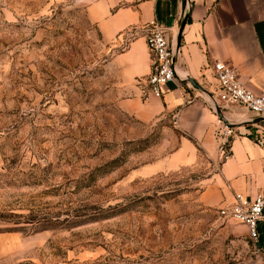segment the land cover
I'll use <instances>...</instances> for the list:
<instances>
[{
  "label": "rangeland",
  "instance_id": "374dc122",
  "mask_svg": "<svg viewBox=\"0 0 264 264\" xmlns=\"http://www.w3.org/2000/svg\"><path fill=\"white\" fill-rule=\"evenodd\" d=\"M100 41L82 0H0V213L30 219L0 221V264H255L197 201L206 163L143 175L177 138L107 103Z\"/></svg>",
  "mask_w": 264,
  "mask_h": 264
},
{
  "label": "crops",
  "instance_id": "0c3cea01",
  "mask_svg": "<svg viewBox=\"0 0 264 264\" xmlns=\"http://www.w3.org/2000/svg\"><path fill=\"white\" fill-rule=\"evenodd\" d=\"M82 2L106 54L96 77L106 89L107 103L142 124L167 125L177 138L164 158L142 167L143 175L206 163L210 173L197 197L205 210L229 206L235 193L253 199L264 191V120L242 107L220 108L223 116L240 125L232 127L235 135L223 157L217 133L224 122L212 107L219 91L212 68L216 60L234 67L247 89L264 92V0ZM184 16L175 79L161 86L160 97L144 95L143 82L152 70L145 29L152 22L165 26L176 46ZM258 234L252 260L264 264V217Z\"/></svg>",
  "mask_w": 264,
  "mask_h": 264
},
{
  "label": "built area",
  "instance_id": "2783aa9c",
  "mask_svg": "<svg viewBox=\"0 0 264 264\" xmlns=\"http://www.w3.org/2000/svg\"><path fill=\"white\" fill-rule=\"evenodd\" d=\"M167 28L157 22H152L145 29L144 39L151 56L152 70L143 82L144 95L151 94L160 97L161 86L173 81L176 77L174 59L177 55L175 45L167 36ZM214 77L219 83L216 101L212 105L219 108L242 107L264 120V92L256 94L247 89L240 81L237 70L223 61L216 60L213 65ZM221 106V107H220ZM235 135L232 126L222 124L217 133L218 150L225 157L230 138ZM264 191L253 199H247L240 193L233 195L229 206L217 210L218 217L223 221H234L246 227L249 238L258 240V222L264 217Z\"/></svg>",
  "mask_w": 264,
  "mask_h": 264
},
{
  "label": "water",
  "instance_id": "95a60500",
  "mask_svg": "<svg viewBox=\"0 0 264 264\" xmlns=\"http://www.w3.org/2000/svg\"><path fill=\"white\" fill-rule=\"evenodd\" d=\"M185 22H186V16H184V17L182 18L181 23H180L179 34H178V36H177L176 46H175V49H176V50H177V47H178V45H179V43H180V33H181V31H182V28H183ZM174 61H175V59H174ZM190 83H191L192 85H194L195 87H198V85H197L196 83H194L193 81H190ZM215 112H216V115L219 117L220 120H222L225 124L232 126V124H230V123H228V122L226 121V119L224 118V116L222 115V113H221V111H220V108H219L217 105H215ZM262 120H263V119H261V118L258 119V121H262Z\"/></svg>",
  "mask_w": 264,
  "mask_h": 264
},
{
  "label": "trees",
  "instance_id": "16d2710c",
  "mask_svg": "<svg viewBox=\"0 0 264 264\" xmlns=\"http://www.w3.org/2000/svg\"><path fill=\"white\" fill-rule=\"evenodd\" d=\"M17 218L18 219L23 218L25 220V221H23V223H30L27 221V220H30L28 217H25L22 215H16L13 213H8V214L0 213V221L12 222L13 224H17V223H20V221H16Z\"/></svg>",
  "mask_w": 264,
  "mask_h": 264
}]
</instances>
